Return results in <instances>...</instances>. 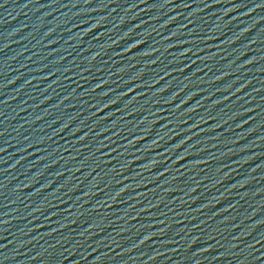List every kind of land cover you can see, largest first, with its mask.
<instances>
[{
    "label": "water",
    "instance_id": "1",
    "mask_svg": "<svg viewBox=\"0 0 264 264\" xmlns=\"http://www.w3.org/2000/svg\"><path fill=\"white\" fill-rule=\"evenodd\" d=\"M0 264H264V0H0Z\"/></svg>",
    "mask_w": 264,
    "mask_h": 264
}]
</instances>
